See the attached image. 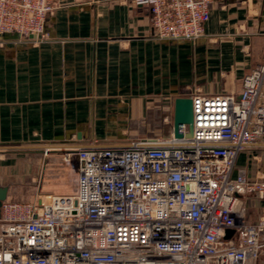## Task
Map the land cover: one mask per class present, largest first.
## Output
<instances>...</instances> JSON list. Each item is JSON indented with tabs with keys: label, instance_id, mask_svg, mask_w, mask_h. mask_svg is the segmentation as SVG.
Returning <instances> with one entry per match:
<instances>
[{
	"label": "built area",
	"instance_id": "built-area-1",
	"mask_svg": "<svg viewBox=\"0 0 264 264\" xmlns=\"http://www.w3.org/2000/svg\"><path fill=\"white\" fill-rule=\"evenodd\" d=\"M150 10L162 41L205 33L213 0H133ZM54 0H0L7 35L50 38ZM191 137H140L67 148L78 161L75 194L3 201L0 264H264V216L249 222L241 193L264 200V179L239 154L264 138V63L236 94L193 97ZM228 230L233 232L228 236Z\"/></svg>",
	"mask_w": 264,
	"mask_h": 264
},
{
	"label": "crops",
	"instance_id": "crops-1",
	"mask_svg": "<svg viewBox=\"0 0 264 264\" xmlns=\"http://www.w3.org/2000/svg\"><path fill=\"white\" fill-rule=\"evenodd\" d=\"M54 3L49 39L10 34L0 42L5 201L75 194L78 161L65 162L64 149L162 131L173 126L176 97L239 96L244 76L264 63V0H213L205 33L194 41L156 38L149 8L133 0ZM239 170L264 179V138L239 154L234 175ZM241 198L249 222L264 216L255 192Z\"/></svg>",
	"mask_w": 264,
	"mask_h": 264
},
{
	"label": "water",
	"instance_id": "water-1",
	"mask_svg": "<svg viewBox=\"0 0 264 264\" xmlns=\"http://www.w3.org/2000/svg\"><path fill=\"white\" fill-rule=\"evenodd\" d=\"M181 124H187L189 131L186 136L191 137L194 127V112H193V99L191 97H176L174 100V121L173 132L176 137H181L179 132ZM7 198V188L0 187V216L1 206L3 201ZM232 230H228V236L232 233Z\"/></svg>",
	"mask_w": 264,
	"mask_h": 264
},
{
	"label": "rangeland",
	"instance_id": "rangeland-1",
	"mask_svg": "<svg viewBox=\"0 0 264 264\" xmlns=\"http://www.w3.org/2000/svg\"><path fill=\"white\" fill-rule=\"evenodd\" d=\"M171 117V115H170ZM171 121V119H170ZM172 123L168 122L167 125L164 126L163 130L161 131H146V132H143V135H139L138 137H148V136H152V137H155V136H158V137H169L172 133ZM68 166H73V164L71 165V163H67ZM64 176H65V182H69L70 180V170L69 169H65V173H64ZM44 183H46V180L43 181ZM32 185V184H31ZM54 192V190H52ZM23 200H34L35 198L33 196H22ZM13 201V200H12ZM16 201V200H14Z\"/></svg>",
	"mask_w": 264,
	"mask_h": 264
}]
</instances>
